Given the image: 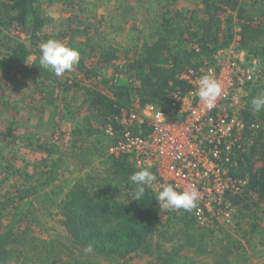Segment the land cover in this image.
I'll use <instances>...</instances> for the list:
<instances>
[{
    "label": "trees",
    "instance_id": "obj_1",
    "mask_svg": "<svg viewBox=\"0 0 264 264\" xmlns=\"http://www.w3.org/2000/svg\"><path fill=\"white\" fill-rule=\"evenodd\" d=\"M64 1L72 3L74 0ZM148 3L156 23L152 22L149 37L143 41L134 38L136 31L132 27L128 49L131 60L121 68L131 83L111 86L112 94L99 86L82 87V106L87 116L72 130V146L83 151L79 163L74 154L57 155L53 146L38 143L39 149L47 153L40 174L22 176L20 170L15 169L12 172L17 174L0 180V264H97L96 258H105L107 264H123L138 250H145L162 264L168 262L160 254L165 223L158 212L157 192L151 186L146 188L140 201L131 200L136 186L129 177L141 168L128 154L108 153V147L116 138L107 137L109 142L103 145L88 143L86 139L103 134L108 123L113 124L116 131L121 129L115 117L123 109L131 108L132 99L142 107L154 104L168 108L174 102V93L184 96L192 89L181 77L182 73L211 62L218 49L236 40L249 58L258 57L264 62V4L251 0L247 7L241 0H202L204 17L199 26L194 21L196 14L188 16L184 11L161 14L153 0ZM129 10L131 6L126 4L121 11L123 20H130ZM234 20L240 25L237 31ZM49 21L43 0H0V93L7 81H14L18 75L34 81L65 84L67 90L71 89L72 82H62L60 76L44 70L39 64L40 44L47 41L43 31ZM69 46L77 49L75 43ZM100 57L106 63L114 59L113 52L103 50ZM78 66L87 74L84 60ZM93 74L99 75L97 71ZM110 81L106 80V84L110 85ZM246 92V102L241 109L246 127L242 130L241 143H237L231 154L236 163L232 175L244 180L246 185L242 193L233 197L228 194L243 216L251 220L245 236L260 229L264 216V111L254 113L251 106V99L264 93V84L249 83ZM256 122L263 123V127L254 132L249 125ZM143 130L149 133L150 127L144 125ZM138 132L135 128L134 133ZM1 134L4 136L2 149L22 138L10 127ZM1 153L4 155L3 150ZM96 160L104 163L103 176L95 183L78 184L82 177L77 175L80 172L77 165L89 168ZM9 166L14 168L10 163ZM61 169H66L69 177L63 178ZM0 170L4 172L7 166L0 164ZM150 170L155 173L154 168ZM9 178L12 179L11 188L4 192L3 184ZM37 204L61 215L65 235L48 226L44 229L49 237L31 235ZM196 209L174 211L168 220H192ZM226 236L227 247L244 250L236 238ZM89 245L92 251L86 253L84 249ZM111 258L123 261L111 262ZM220 260L229 261L227 257Z\"/></svg>",
    "mask_w": 264,
    "mask_h": 264
},
{
    "label": "rangeland",
    "instance_id": "obj_2",
    "mask_svg": "<svg viewBox=\"0 0 264 264\" xmlns=\"http://www.w3.org/2000/svg\"><path fill=\"white\" fill-rule=\"evenodd\" d=\"M153 1L161 14L171 15L176 11H184L188 16L196 14L194 21L198 25L204 17L202 0ZM260 1L264 4V0ZM241 2L250 7L251 0ZM126 4L131 6L129 21L123 20L121 13ZM43 6L50 20L43 31L47 35L44 39L55 38L68 46L75 43L80 52L79 63L81 60L85 61L87 74L80 71L78 63L70 72L60 76L59 80L62 82L73 83L70 90H67L65 84L34 81L19 75L15 76L14 81H7L4 91L0 93V147L4 145L2 139L4 136L1 133L9 127L24 139H17L12 144H6L3 149L0 148L4 151V155L0 154V164L7 166L4 172L0 170V180L10 174H17L14 173L15 169L20 170L22 176L40 174L46 164L47 153L39 149L38 143L53 146L55 151H58L57 155L74 154L79 163L83 151L72 146V130L76 123H80L87 116L82 106L84 99L82 87L99 86L104 92L112 94L111 86L130 84L129 79V82H126L127 80L122 78L126 75L121 72V68L131 60L128 49L131 46L129 37L132 27H135L133 30L136 31L134 38L143 41L149 37L148 29L152 22L156 23L154 15L149 10L148 0H74L72 3L64 0L54 2L43 0ZM234 24L237 31L240 25L236 20ZM80 49L85 52L82 53ZM102 50L113 52V61L110 63L103 61L100 57ZM227 51L231 53L232 47ZM253 58H257L264 69V62L258 57ZM93 71H97L99 75L95 76ZM106 80H111V84H106ZM246 95L245 91L238 95L242 104L241 109L246 102L244 100ZM132 101L130 107L133 106ZM29 137L32 139H28ZM86 141L103 145L108 138L104 132L101 135L90 136ZM9 163L14 168H10ZM103 166L101 160H96L89 168H83L78 164L80 172L77 175L82 177L77 181L78 184L95 183L97 178L105 173ZM60 172L63 178L69 177L66 169H61ZM11 184L12 179H7L3 184L6 187L4 192L9 191ZM228 194L233 197L236 193L230 191ZM158 212L165 223L163 251L160 253L168 261L165 264H264V216L260 229L245 236L244 232L251 220L243 216L237 205L229 212L212 211L205 221L199 220L195 215L194 219L188 218L186 222L168 220L169 217H173L174 211L161 208L159 203ZM34 215L31 235L49 237L44 229L46 226L55 228L62 236L65 235L60 223L61 215L57 211H46L37 204ZM226 235L236 238L245 247L244 250H232L227 247ZM63 240L67 242L66 238ZM130 255L131 259L123 264H150V261L153 264L163 263L145 250H138ZM224 257L229 261L221 262L220 259ZM112 260L123 261L117 258H111L110 261ZM95 261L97 264H107L105 258H96Z\"/></svg>",
    "mask_w": 264,
    "mask_h": 264
},
{
    "label": "built area",
    "instance_id": "obj_3",
    "mask_svg": "<svg viewBox=\"0 0 264 264\" xmlns=\"http://www.w3.org/2000/svg\"><path fill=\"white\" fill-rule=\"evenodd\" d=\"M209 70L223 85L222 96L210 111L197 95L199 77ZM181 77L192 89L184 96L174 93L171 106L142 107L135 100L130 109L115 117L121 129L116 131L108 123L104 131L107 137L117 139L108 147L109 154L125 153L139 168L155 169L157 180L152 186L156 192L163 184H173L177 190L195 185L201 195L195 216L205 221L212 211H232L234 204L228 193L244 191L246 182L232 175L236 163L231 154L246 127L238 95L246 92L249 83L264 84V69L236 40L218 49L211 62L188 68ZM144 125L150 127L149 133H144ZM262 127L257 122L249 125L254 132ZM135 128L138 133H134Z\"/></svg>",
    "mask_w": 264,
    "mask_h": 264
},
{
    "label": "clouds",
    "instance_id": "obj_4",
    "mask_svg": "<svg viewBox=\"0 0 264 264\" xmlns=\"http://www.w3.org/2000/svg\"><path fill=\"white\" fill-rule=\"evenodd\" d=\"M40 53V67L58 77L65 72H70L80 60L78 49L70 47L57 39H48L41 43ZM222 92L223 85L211 70L199 77L197 95L199 101L207 110L210 111L216 107ZM251 106L254 113L264 111V93L253 97ZM129 180L136 186L131 200L140 201L146 188L154 184L157 176L150 168L146 167L132 173ZM160 187L161 190L155 194V200L163 209L191 212L197 208L200 202L201 195L195 185H189L183 190H177L173 184H163ZM84 251L86 253L92 251L91 246L85 247Z\"/></svg>",
    "mask_w": 264,
    "mask_h": 264
},
{
    "label": "crops",
    "instance_id": "obj_5",
    "mask_svg": "<svg viewBox=\"0 0 264 264\" xmlns=\"http://www.w3.org/2000/svg\"><path fill=\"white\" fill-rule=\"evenodd\" d=\"M122 78H124L125 80H127L126 82H129L127 76H122Z\"/></svg>",
    "mask_w": 264,
    "mask_h": 264
}]
</instances>
